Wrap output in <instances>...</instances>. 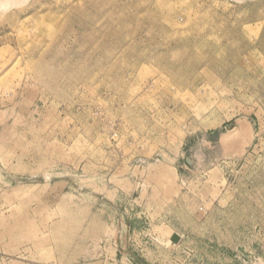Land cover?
<instances>
[{
    "label": "rangeland",
    "instance_id": "1",
    "mask_svg": "<svg viewBox=\"0 0 264 264\" xmlns=\"http://www.w3.org/2000/svg\"><path fill=\"white\" fill-rule=\"evenodd\" d=\"M0 264H264V0H0Z\"/></svg>",
    "mask_w": 264,
    "mask_h": 264
},
{
    "label": "water",
    "instance_id": "2",
    "mask_svg": "<svg viewBox=\"0 0 264 264\" xmlns=\"http://www.w3.org/2000/svg\"><path fill=\"white\" fill-rule=\"evenodd\" d=\"M174 243H178L180 241V237L178 235H174L171 239Z\"/></svg>",
    "mask_w": 264,
    "mask_h": 264
}]
</instances>
